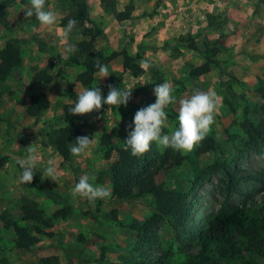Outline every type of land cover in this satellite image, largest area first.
I'll return each instance as SVG.
<instances>
[{"label":"rangeland","instance_id":"374dc122","mask_svg":"<svg viewBox=\"0 0 264 264\" xmlns=\"http://www.w3.org/2000/svg\"><path fill=\"white\" fill-rule=\"evenodd\" d=\"M87 1L93 22L86 24L88 29L96 25L102 30L92 43L93 51L104 57L119 53L107 64L109 76L121 72L117 88L127 86L133 91L127 106H111L107 113L109 106L105 104L99 111L81 115V135L95 138V142L86 154L72 156L65 163L49 144L48 133L64 125L60 116L63 105L73 100L72 91L90 85L88 79L77 80L85 68L71 62L76 51H66L67 44L77 49V42L89 37L74 29L66 44L60 42L65 28L60 20L68 13L63 0H46V8L50 5L57 14L51 31L41 27L35 16L25 17L30 0H0V48L13 39L22 56L21 65L0 81V217L6 213L19 225L31 227L20 218V205L25 200L36 201L46 218L62 207L71 211L66 218L54 219L31 250L15 246L13 228H5L0 218V264H42V258L50 259L46 264H137L141 256L150 253L168 254L170 264L184 262L197 251L195 231L207 219L261 191L264 145L246 146L241 123L246 110L254 124L264 120V0H114L117 11L132 7L129 18L121 23L101 0ZM124 51L135 57L136 65L147 58L150 68L145 71L139 67L135 74L123 70ZM211 60L210 71L190 75L193 67ZM44 74L51 76L49 82L31 84L34 76ZM108 77L100 80L96 74L92 84ZM166 80L172 84L176 103L165 108L168 119L162 134L178 129L179 100L190 97L193 89L214 91L221 98V106L207 136L214 144L205 153L197 152L199 145L192 152H182L155 143L172 163L157 176L160 190L189 189L199 173L202 181L187 198L189 216L184 228L174 227L165 219L140 235L130 227L142 224L162 206L157 194L130 201L111 194L93 204L86 198L74 199L70 189L82 176L90 175L95 176L90 181L95 186L111 191L108 171L115 149L134 130L136 112L155 103V86ZM35 94H44L49 100L48 107L37 116L27 112ZM104 134L111 138L108 146L102 144ZM32 143L40 156L35 172L43 176L48 159H55L59 179H44L63 201L54 202L38 187L19 182L21 171L16 159L26 158V147ZM107 149H112L110 160L104 156ZM178 153L182 156L179 165L171 158ZM254 259L264 264L261 258Z\"/></svg>","mask_w":264,"mask_h":264},{"label":"trees","instance_id":"16d2710c","mask_svg":"<svg viewBox=\"0 0 264 264\" xmlns=\"http://www.w3.org/2000/svg\"><path fill=\"white\" fill-rule=\"evenodd\" d=\"M67 14L60 20V25L66 27L69 19H76L79 23L75 29H81L84 37L77 42V51L71 58V62L84 66V71L77 75L78 81L88 79L90 85L88 89L100 87L102 95L107 96L109 85L118 87L122 80L121 72L112 73L103 82L92 84L94 76L98 69L94 67L97 59L102 64L107 65L110 60L119 53H112L104 57L100 53H95L92 49V43L96 37L102 33L96 25L93 29L86 24L93 23L88 15L87 0H63ZM101 4L114 15L118 23L129 18V11H117L114 0H101ZM90 30H93L90 32ZM123 70H132L137 73L139 66L135 64V57L123 53ZM22 56L19 44L13 39H9L0 48V81L4 80L10 73L21 65ZM211 61L197 65L190 70V75L197 77L205 74L211 69ZM51 76L36 75L31 84L46 81L49 82ZM73 100L63 105L60 120L63 126L54 129L48 133L49 144H51L60 154L62 160L68 163L72 157L69 151L70 143L77 137H81V130L84 121L81 115L72 116L69 114V108L73 106L76 100V93L72 91ZM49 100L44 94H35L30 97L27 106V112L30 115L37 116L43 109L47 108ZM247 112V110H246ZM244 114L242 128L246 133V146L264 145V120L254 124ZM2 117L0 115V123ZM128 138L126 136L125 140ZM111 138L108 134L102 135V144L110 145ZM124 143L115 149V158L109 166L108 176L111 184V194L113 198L125 201L135 200L144 195H158L162 206L155 210L142 224L134 223L131 229L140 235L147 234L151 229L163 220H170L174 227L184 228L189 216V210L186 207L189 193L193 191L202 181V173L195 175L189 189H163L160 190L157 183V176L160 172L170 166V159L162 154L156 147L155 142L151 144L150 150L142 156H133L131 150H124ZM214 141L206 137L198 147L197 152L205 153ZM111 150L107 149L104 153L105 159H111ZM177 165L182 161V156L178 153L171 157ZM22 173V169L19 166ZM264 175V173H263ZM261 183L260 194L250 195L248 199L240 205L233 206L230 209L219 210L212 217L207 219L205 224L195 231L198 249L195 253L187 256L184 262L178 264H262L254 259L259 257L264 261V178L259 180ZM30 185L38 187L43 194L54 202L64 200L63 196L56 191L47 179H42L38 172H35L33 181ZM21 220L32 224L31 227L19 225L17 221L7 217L6 213L1 215V220L5 228H13L15 232L14 244L18 248L31 250L38 242L40 235L47 234L45 228H50L56 218H66L70 214L69 207H62L53 213L52 217L46 218L43 210L34 200H25L20 205ZM115 217V211H111ZM49 258H42V264H46ZM141 261L137 264H170L168 254L150 253L140 257Z\"/></svg>","mask_w":264,"mask_h":264},{"label":"clouds","instance_id":"9594fccd","mask_svg":"<svg viewBox=\"0 0 264 264\" xmlns=\"http://www.w3.org/2000/svg\"><path fill=\"white\" fill-rule=\"evenodd\" d=\"M50 9V5L46 8V0H30V6H26L24 15L29 18L35 16L41 27H47L51 31L57 23V14ZM78 23L74 18L68 20L66 27L60 33L61 43L66 44L69 34L73 32ZM32 30L36 31L37 29L33 26ZM66 51L74 53L77 49L75 45L67 44ZM137 63L145 71L151 66L147 58L141 59ZM94 67L98 69L97 75L100 80L109 76L108 66L100 63L99 59ZM108 88L106 97L102 95L100 87L76 92V100L69 108V114L72 116L89 114L99 111L105 104L109 106L108 113L111 106L128 105L132 97V89L127 86L121 89L113 85H109ZM172 93V84L167 80L155 86L156 101L136 112L133 118L134 130L129 131L128 138L124 140L125 151L131 150L133 156H142L150 150L151 144L155 142L165 149L170 147L182 152H192L208 136L221 106V98L212 90L205 92L199 88L193 89L190 97L179 100L178 129L173 130L170 134H162V129L168 119L165 108L176 103V97ZM129 127L131 128V125ZM94 142L95 138L77 137L74 142L70 143V154L73 157H80L87 153ZM26 149L28 155L26 158H17L16 164L22 169L19 182L31 184L40 156L34 143ZM47 165L41 178L47 177L56 182L59 179V173L55 159H48ZM94 180L95 176H82L79 182L70 189L72 197L74 199L77 197L86 198L93 204L97 199L110 197L111 191L102 186H95L90 182Z\"/></svg>","mask_w":264,"mask_h":264},{"label":"crops","instance_id":"0c3cea01","mask_svg":"<svg viewBox=\"0 0 264 264\" xmlns=\"http://www.w3.org/2000/svg\"><path fill=\"white\" fill-rule=\"evenodd\" d=\"M174 7L176 8L177 7V5L176 4H174ZM103 13V12H102ZM113 24V23H112ZM114 24H116V23H114Z\"/></svg>","mask_w":264,"mask_h":264}]
</instances>
